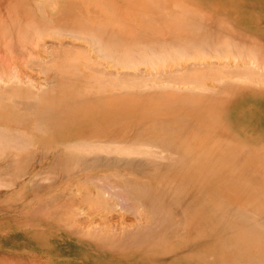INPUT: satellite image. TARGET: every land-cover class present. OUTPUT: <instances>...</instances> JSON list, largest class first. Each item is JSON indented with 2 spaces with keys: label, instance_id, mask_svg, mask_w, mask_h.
<instances>
[{
  "label": "rangeland",
  "instance_id": "1",
  "mask_svg": "<svg viewBox=\"0 0 264 264\" xmlns=\"http://www.w3.org/2000/svg\"><path fill=\"white\" fill-rule=\"evenodd\" d=\"M262 65L264 0H0V129L29 139L0 146V264L264 262L263 234L238 247L201 214L181 225L188 199L158 227L117 192L119 176L151 185L150 164L181 156L211 172V197L264 224V202H243L264 199ZM157 121L174 152L137 139Z\"/></svg>",
  "mask_w": 264,
  "mask_h": 264
},
{
  "label": "bare ground",
  "instance_id": "2",
  "mask_svg": "<svg viewBox=\"0 0 264 264\" xmlns=\"http://www.w3.org/2000/svg\"><path fill=\"white\" fill-rule=\"evenodd\" d=\"M47 22V21H46ZM50 22V21H49ZM48 22V23H49ZM32 29V28H31ZM31 29H29L28 31H30ZM27 31V32H28ZM34 31V30H31ZM30 31V32H31ZM38 31V30H37ZM87 37V36H86ZM88 38V37H87ZM202 38V37H201ZM103 42V41H102ZM212 42V41H211ZM207 43V42H206ZM212 44V43H211ZM214 44V43H213ZM95 45V44H94ZM172 45V44H171ZM200 45V44H199ZM207 45V44H206ZM95 47V46H94ZM193 47V46H192ZM173 48V47H172ZM171 50V49H170ZM128 51V50H127ZM160 51V50H159ZM163 52V51H162ZM176 52V51H175ZM239 52V51H238ZM114 53V52H113ZM112 53V54H113ZM241 53V52H240ZM162 54V53H161ZM175 54V53H174ZM179 54V52H178ZM128 56V55H127ZM154 56V54L152 55ZM156 56V55H155ZM243 56V55H242ZM241 56V57H242ZM257 56V53L255 55V57ZM258 57V56H257ZM114 58V57H113ZM151 58V57H149ZM125 59V58H124ZM123 59V60H124ZM153 59H156L153 57ZM149 60V59H148ZM153 65V64H151ZM262 68H264V66H261ZM72 79V78H71ZM78 79V78H77ZM77 81V80H76ZM89 81V80H88ZM97 81V80H96ZM75 82V81H74ZM104 82V81H103ZM105 83V82H104ZM113 84V83H112ZM103 85V84H102ZM105 86V85H104ZM226 86V85H225ZM101 88V87H100ZM107 88V87H106ZM77 93V92H75ZM83 95V94H82ZM74 96V95H73ZM84 98V97H83ZM74 99V98H73ZM76 99H77V95H76ZM79 99V98H78ZM87 99V98H84ZM97 99V98H96ZM95 99V100H96ZM94 100V99H93ZM77 101V100H75ZM78 102V101H77ZM79 102H82L81 100ZM78 102V103H79ZM83 104V103H82ZM81 104V105H82ZM86 104V103H85ZM88 104V103H87ZM90 104H92L90 102ZM22 106V105H21ZM25 109H28L29 112V106H24ZM23 108V110H24ZM17 109V108H16ZM21 115V114H19ZM18 115V116H19ZM24 115L20 116L23 117ZM27 116L23 117L26 118ZM30 117V115H29ZM28 118V117H27ZM43 118V117H42ZM41 117L39 119H42ZM22 119V118H21ZM44 120V118H43ZM40 121V120H37ZM113 121V119H112ZM22 122V121H21ZM160 122V123H158ZM156 124L154 125L153 131H157L159 132L160 135H158L155 138H151V139H147L144 138L143 136H141V138H144L145 140H140L141 138H138L137 136H140L137 134V139H139L140 142L145 141L147 144L150 143L151 146L153 144H156V147H163L166 148L167 151L169 149V153L174 152L175 150H177V146L176 143H172L168 140V138H170L168 135H166L168 138L166 139L164 137L165 134H161L162 131H164L163 129L166 128V125H164L161 121H157L155 122ZM167 123V122H166ZM165 123V124H166ZM169 125L170 123H172V125L174 124L173 121H168ZM21 124V123H20ZM160 124V125H159ZM171 126V125H170ZM176 126V125H175ZM35 127V126H34ZM38 128V127H37ZM174 128V129H173ZM172 129L175 131V127H173ZM36 129V128H34ZM178 129V130H177ZM177 131L176 133H179L180 135H183L184 137V133H186V131H184L181 127H177ZM153 131H151L150 129H148V135L153 133ZM156 132V133H157ZM16 133V132H15ZM14 131L9 130V129H0V146L3 148L2 151H5V148L9 149H13L12 147H16V146H21L25 143V140H27L26 136L21 137L19 135L20 132H18L15 134ZM35 133V132H34ZM97 133V136H92L93 138L96 139H102L105 138L106 135L103 132H95ZM163 133V132H162ZM24 135V134H23ZM151 136V135H150ZM186 136V135H185ZM26 138V139H25ZM25 139V140H24ZM173 139V137H172ZM7 140V142H6ZM106 141H108V139H106ZM99 142V141H98ZM110 142V140H109ZM105 143L106 145L109 143ZM175 142V140H174ZM4 143H7L6 145H3ZM84 143V142H83ZM91 143V142H90ZM77 144V142H76ZM80 144V142H79ZM85 145H92L89 150L94 152L93 148L95 147V143L94 146L93 144H89L88 142L84 143ZM99 144V143H98ZM103 144V143H102ZM100 144L99 147L102 145ZM103 144V145H105ZM68 147V144H66ZM78 145V144H77ZM105 145V146H106ZM159 145V146H158ZM84 146V145H83ZM83 146H80V148H82ZM155 146V145H154ZM79 147V145H78ZM85 147V146H84ZM84 147L82 149H84ZM93 147V148H92ZM159 147V148H160ZM86 148V147H85ZM97 148V146L95 147ZM1 151V150H0ZM70 151V150H69ZM86 151V150H85ZM83 151V152H85ZM151 152V150H149ZM148 151V153H149ZM228 151V150H227ZM153 152V151H152ZM86 153H88V149L86 151ZM139 153V152H138ZM146 154V153H145ZM150 154V153H149ZM153 154V153H152ZM152 154H150V156H152ZM143 155V154H142ZM144 156V155H143ZM154 156V155H153ZM158 157V156H157ZM147 157H145L144 159L146 160ZM152 159V158H151ZM157 159V158H156ZM173 158L172 162H168V164L166 165H162L161 163L159 164L158 161H154V165L150 164V166H152V170L153 173L151 174L152 177V182H149L154 185H149L147 182L144 183H137V181L135 180H131L132 182H125L128 181V179L124 178L122 180L123 177L117 175L116 177H120L122 185L125 184V186L120 187H115L118 188L117 192L119 193V190L124 191V195L123 198L126 199L124 200L126 203L127 201L132 205H144L146 211L153 215L154 217V223L155 225H157L158 227H169L171 229H174L176 226H171L173 224H175L176 222H172L169 225H166V223L170 222V219L172 217V211H174L180 204L181 202L185 201L186 199L189 200V204L187 206L186 211L184 212L185 214L182 216L181 219V225L186 224L185 221H188L190 224H193L195 219L199 218V214L202 215V217L206 220V224L210 225V236H213L212 233H221V232H228V234L230 232H233V234L235 235L236 239H237V245L238 247H244L245 245L243 244H247L248 242H252V241H258V236L260 234L264 235V224H261L263 222H259L260 225L253 221L255 219H253V217L256 216V212L255 211H251V210H247L245 209V207L243 208L241 201H240V197L238 199V202L241 204V206H233L232 205V200H228V202L223 203V202H218L216 200V198L214 199L213 197H211V172L209 174H206L204 171L202 170H197L194 168V164L189 165L185 170L183 169V165L185 162V159L181 156H179L177 159ZM64 160V159H63ZM75 159H73L74 161ZM148 160V159H147ZM146 160V163L149 161ZM158 160V159H157ZM161 160V159H160ZM171 160V159H170ZM150 163V161L148 162ZM153 163V162H152ZM85 164V163H83ZM69 165V163H68ZM70 167V166H69ZM89 168V167H88ZM204 172V173H203ZM150 175V174H149ZM115 176V175H114ZM110 177V175H109ZM113 177V176H111ZM118 177V178H119ZM92 179V178H91ZM89 179L90 181L88 182V184L90 185H94V180ZM103 179V178H102ZM126 179V180H125ZM88 181V180H87ZM105 181V180H104ZM107 181V180H106ZM135 181V182H134ZM125 182V183H124ZM86 183V181H85ZM113 183V182H111ZM87 184V183H86ZM108 184V183H107ZM114 184V183H113ZM117 184V183H116ZM98 185V184H97ZM95 187H98V186ZM110 185V184H108ZM106 185V186H108ZM89 186V185H88ZM104 186V184H103ZM103 186H100L101 188H96L97 192V196H99L102 192V195L105 196V193L103 194V192H105L102 188ZM113 186V185H112ZM119 186V184H118ZM114 187V186H113ZM204 188L205 191L207 192H202L200 190V188ZM105 189V187H104ZM111 189V188H110ZM113 189V188H112ZM94 190V189H93ZM213 191V190H212ZM109 192V191H108ZM114 192V191H113ZM116 192L117 197L118 193ZM110 193V192H109ZM112 193V192H111ZM123 193V192H122ZM204 193V194H203ZM240 191L238 192L239 195ZM121 194V192H120ZM254 196H258L259 193H252ZM93 196V193L89 196H87V200H91ZM96 196V195H95ZM96 196V197H97ZM101 197V199L104 198ZM107 197V196H106ZM121 197V196H120ZM122 198V197H121ZM120 198V199H121ZM122 198V200H123ZM250 198V200H249ZM251 198H253L256 201V204H252ZM98 199V198H97ZM106 199V198H105ZM112 199V198H111ZM95 202L96 199L94 198ZM258 198L255 197H250V195H247L245 200L243 201L245 205H249L251 206H261L262 203L264 202V199H261L259 201ZM93 201V200H92ZM99 202V199L98 201ZM242 202V203H243ZM127 203V204H129ZM239 205V204H238ZM247 207V206H246ZM252 209V208H251ZM253 210V209H252ZM257 210V209H256ZM188 216H191L192 219L188 218ZM201 217V218H202ZM256 218V217H255ZM200 219V218H199ZM257 219V218H256ZM259 219V218H258ZM211 223H216L217 226L211 229ZM180 225V222L178 223ZM152 227V225H151ZM150 227V228H151ZM149 228V227H148ZM153 228V227H152ZM162 228V229H163ZM147 230V229H146ZM84 231V230H83ZM173 231V230H172ZM91 233V231H89ZM89 233V235H90ZM129 233V232H128ZM113 234V233H112ZM147 234V233H146ZM87 235V232H86ZM126 235V233H125ZM145 235V233H144ZM101 238L105 239L104 237H102L101 235H99ZM110 236V234H109ZM114 236V235H113ZM149 236V235H147ZM206 236V235H205ZM96 238H94L96 241H102L103 239H99V237L94 236ZM112 237V235H111ZM116 237V236H115ZM122 238V236H120ZM118 236V240L120 238ZM162 237V236H161ZM114 238V237H112ZM130 238V237H129ZM132 238V237H131ZM137 238V236H136ZM143 238H145V236H143ZM152 237H150L151 239ZM99 239V240H98ZM110 239V238H109ZM123 239V238H122ZM125 239V238H124ZM148 239V237H147ZM149 239V240H150ZM163 239V238H160ZM106 240V239H105ZM117 240V237H116ZM128 240V239H127ZM146 240V239H145ZM104 241V240H103ZM108 241V235H107V240L105 242ZM121 241V239L119 240ZM117 241V242H119ZM129 241V240H128ZM105 242L103 244H105ZM109 242V241H108ZM107 242V243H108ZM127 242V241H126ZM132 242V241H130ZM96 243V242H94ZM124 243V242H123ZM97 244V243H96ZM130 244V243H129ZM102 245V244H99ZM106 245V244H105ZM104 245V246H105ZM135 245V244H134ZM90 247V245H89ZM122 248V247H121ZM245 251V250H244ZM249 254H242V259L241 257H238V260L240 262V264H264V262H262V258L259 256L257 257L258 259H255L252 255V252L247 250ZM210 252V250H209ZM261 259V260H260ZM237 264V263H235Z\"/></svg>",
  "mask_w": 264,
  "mask_h": 264
}]
</instances>
